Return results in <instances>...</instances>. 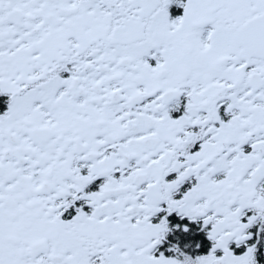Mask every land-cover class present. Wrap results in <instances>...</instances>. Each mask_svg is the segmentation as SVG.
Wrapping results in <instances>:
<instances>
[{
  "label": "snow or ice",
  "instance_id": "obj_1",
  "mask_svg": "<svg viewBox=\"0 0 264 264\" xmlns=\"http://www.w3.org/2000/svg\"><path fill=\"white\" fill-rule=\"evenodd\" d=\"M0 264H264V0H0Z\"/></svg>",
  "mask_w": 264,
  "mask_h": 264
}]
</instances>
